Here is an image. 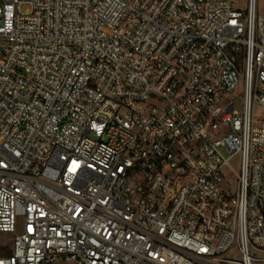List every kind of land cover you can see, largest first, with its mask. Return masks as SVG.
Wrapping results in <instances>:
<instances>
[{"label": "built area", "instance_id": "1", "mask_svg": "<svg viewBox=\"0 0 264 264\" xmlns=\"http://www.w3.org/2000/svg\"><path fill=\"white\" fill-rule=\"evenodd\" d=\"M244 2L0 0V264H264Z\"/></svg>", "mask_w": 264, "mask_h": 264}, {"label": "rangeland", "instance_id": "2", "mask_svg": "<svg viewBox=\"0 0 264 264\" xmlns=\"http://www.w3.org/2000/svg\"><path fill=\"white\" fill-rule=\"evenodd\" d=\"M24 1V0H23ZM260 1V6H263V0H259ZM30 6L29 3L27 2H23V4L21 5V11H25L26 9H28ZM238 6L245 8V2L244 0H238ZM237 95H239L237 92L231 93V99H234V108L237 110H241L242 108V100L241 98L237 97ZM263 115V111L256 107L255 108V116L260 119ZM231 164L237 168V156L234 157L231 160ZM229 181L232 183L234 181V177L230 176ZM21 228L20 225H18V229ZM12 240H13V234L11 233H7V232H0V253L2 254H8L11 252V246H12Z\"/></svg>", "mask_w": 264, "mask_h": 264}]
</instances>
